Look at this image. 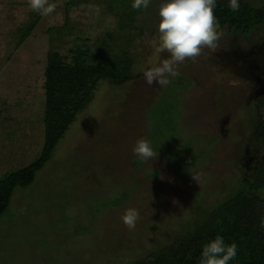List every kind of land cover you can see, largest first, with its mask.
Listing matches in <instances>:
<instances>
[{"label": "rangeland", "instance_id": "obj_1", "mask_svg": "<svg viewBox=\"0 0 264 264\" xmlns=\"http://www.w3.org/2000/svg\"><path fill=\"white\" fill-rule=\"evenodd\" d=\"M132 2L52 0L55 11L36 20L27 0H0V178L39 154L49 50L66 55L81 46L106 65L121 47L135 76L120 86L98 80L50 160L31 184L13 190L0 214V264H133L198 228L218 201L248 191L253 160L264 161V143L254 136L264 112L245 104L234 85L203 71L197 77L190 62L167 86L146 83L144 71L166 54L151 47L147 22L155 26L157 14L136 12L140 35L119 29ZM32 22L15 46L18 30ZM110 43L113 53L104 50ZM139 138L158 152L155 160L133 155ZM251 193L264 218V184ZM128 208L140 216L133 230L121 221Z\"/></svg>", "mask_w": 264, "mask_h": 264}, {"label": "trees", "instance_id": "obj_2", "mask_svg": "<svg viewBox=\"0 0 264 264\" xmlns=\"http://www.w3.org/2000/svg\"><path fill=\"white\" fill-rule=\"evenodd\" d=\"M136 12L138 10L132 8V11L124 15L126 18L129 15L128 19L132 20L130 19L129 26H119L120 30L130 27V30H137L136 35L142 33V29L134 25ZM214 14L218 22H245L246 25L253 22L256 16L252 12L235 14L216 10ZM40 16L39 14L36 20ZM35 22L18 30L20 34L15 46L29 35ZM108 38L112 37L108 35ZM114 48L116 47L110 43L104 50L113 53ZM119 49V53H113L106 65L94 61L81 46L70 48L66 55L52 50L46 53L42 84V145L33 161L0 178V214L8 205L13 190L31 184L35 174L50 160L64 132L88 104L97 81L109 79L112 84L120 86L135 77L131 72L133 62L130 54L127 49ZM254 135L264 138V123L255 127ZM263 184L264 164L258 167L254 179L246 182L248 191L240 188L226 199L218 201L198 228L186 231L175 242L163 245L157 251L149 252L132 263L199 264L202 246L220 235L226 245H237L236 257L229 264H264V227H261L264 218L260 212L261 200L251 193L260 189Z\"/></svg>", "mask_w": 264, "mask_h": 264}, {"label": "clouds", "instance_id": "obj_3", "mask_svg": "<svg viewBox=\"0 0 264 264\" xmlns=\"http://www.w3.org/2000/svg\"><path fill=\"white\" fill-rule=\"evenodd\" d=\"M150 2L151 0H133L131 7L134 10L147 9ZM27 5L30 10L44 17L51 15L56 9L55 3L50 0H27ZM215 7L216 0H162L157 7L158 23L151 47L156 53L167 55L156 66L144 71L143 75L149 86H167L171 82L168 77L180 76V64L186 60L196 61L206 48L218 47L223 31L214 14ZM229 7L232 11H237L238 0H229ZM132 153L141 163L155 160L158 155L145 138L136 140ZM139 218L136 209L128 208L121 216V221L129 230H133ZM261 227H264V219ZM236 254L237 245H226L223 237L217 235L202 246L199 264H229Z\"/></svg>", "mask_w": 264, "mask_h": 264}, {"label": "flooded vegetation", "instance_id": "obj_4", "mask_svg": "<svg viewBox=\"0 0 264 264\" xmlns=\"http://www.w3.org/2000/svg\"><path fill=\"white\" fill-rule=\"evenodd\" d=\"M161 2L162 0H151L147 9L139 11L158 15L157 7ZM238 4V10L232 11L229 7V0H216L214 11L235 14L252 12L256 14L255 20L248 25L245 22H219L223 35L218 41V47L206 48L196 61L186 60L185 62H190V65L196 68L194 72L197 77L200 71H203L212 78L224 80L228 85H234L242 93L245 104L255 111L263 110L264 112V0H238ZM153 23L152 20L147 22V27L153 30L151 37L156 35V25L153 26ZM192 75L196 77L195 74ZM262 123H264V117L257 114L255 127ZM255 139L264 143V138L260 139L255 136ZM248 149L245 147L244 155H247L249 160L254 159L249 156ZM253 150L260 152L256 147ZM260 158L262 160V157ZM260 160H253L256 163L255 172L259 166L264 164V161Z\"/></svg>", "mask_w": 264, "mask_h": 264}]
</instances>
